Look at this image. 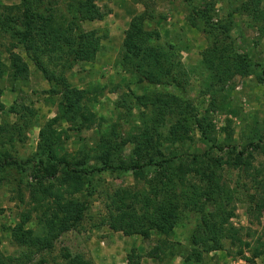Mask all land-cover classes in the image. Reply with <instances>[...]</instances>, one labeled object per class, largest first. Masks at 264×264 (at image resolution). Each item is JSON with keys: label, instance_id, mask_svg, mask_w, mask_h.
<instances>
[{"label": "trees", "instance_id": "obj_1", "mask_svg": "<svg viewBox=\"0 0 264 264\" xmlns=\"http://www.w3.org/2000/svg\"><path fill=\"white\" fill-rule=\"evenodd\" d=\"M49 1L20 0L17 6L21 11L22 27L15 34L36 68L52 84V92L60 94L61 100L57 114L40 128L37 150L31 158L19 160L3 146L29 123L0 124V184L18 179L14 171L34 180V184H30L33 205L27 212L21 213L20 221L10 228L11 236L26 250L18 256L4 255L0 250V264H27L33 261L36 254L50 252L62 233L82 221L85 204L76 195L91 185L100 173L132 172L136 177L144 178L147 170L153 172L147 179L151 196L143 201L141 213L136 210L132 186H120L106 194L104 220L111 230L125 235L139 234L143 238L150 237L152 231L166 236L173 233L185 211L191 210L198 217L189 237L186 261L200 262L204 253L218 249L221 239L228 238L237 243L239 254H243L244 247L250 249V257L246 260L253 264L256 257L264 254V221L262 232L255 238L249 241L241 238V228L229 221L234 210L230 208L231 191L223 176L226 167L239 172L252 169L260 173L263 170L252 165L247 158L251 154L245 155L253 147L252 143L240 149L236 144L226 146L217 141L216 125L211 114L228 107L227 96L222 93L224 83L236 74L247 75L250 69L248 56L239 52L232 41L234 10L228 12L226 19L217 21L199 12L210 38L209 45L201 52L204 71L202 92L209 97L203 112H198L188 100L170 91L154 89L141 94L133 93V104L128 109L131 110L133 105L140 110L138 124L134 128L122 133L112 126L99 133L91 153L83 149L78 155L68 157L59 152L62 131L55 125L65 119L81 129L84 125H92L96 117L89 107V90L72 85L65 71L78 60L95 58L102 35L95 29L82 30L79 21L93 19L96 15L100 17L101 14L94 5L95 0H65L72 13L71 19L65 21L56 16L55 8L51 12L47 6ZM60 1L52 0V3ZM141 1L144 9L131 17L124 31L119 63L132 74L136 83L167 85L183 92L188 84V72L172 45L153 42L156 31L148 27L153 12L147 0ZM236 9L249 14L255 22H262L260 30L263 31L264 9L260 0L243 1ZM13 19L0 15V25ZM190 21L195 25V18ZM8 58L11 78H27L29 67L26 60L14 51H9ZM5 73L6 66L0 59V78ZM259 80L264 82V77ZM1 95L0 88V108H3ZM24 110H27L22 113L24 117L26 113H32L28 108ZM9 111L16 113L14 106ZM169 117L173 120L164 133L160 127ZM195 130L203 144L201 151L187 154L168 146L192 141ZM227 134L230 137V132ZM166 142L169 144L164 146ZM128 144L131 148L125 155ZM214 150L221 154H214ZM93 191L88 194L92 195ZM250 197L254 198V211L259 217V213L264 212V196L259 199H255L254 195ZM33 211L37 219V227L34 228L26 225L32 219ZM163 243L162 246H153L148 255L159 257L167 246L165 241ZM139 257L132 249L127 254L128 264H140ZM34 264H46V260L41 257ZM60 264L96 263L78 252Z\"/></svg>", "mask_w": 264, "mask_h": 264}, {"label": "rangeland", "instance_id": "obj_2", "mask_svg": "<svg viewBox=\"0 0 264 264\" xmlns=\"http://www.w3.org/2000/svg\"><path fill=\"white\" fill-rule=\"evenodd\" d=\"M150 11L153 12L148 27L156 31L154 43L172 45L180 56L188 72V84L185 91L167 85L154 86L147 83H136L132 74L119 63L124 31L132 16L141 12L144 5L141 0H95L100 17L81 19L80 28L84 31L97 30L101 44L93 60H78L70 69L65 71L68 81L78 88L89 90L91 99L89 107L95 112V121L78 129L75 125L62 119L55 127L61 130L59 142L60 154L78 155L81 150L92 152L99 133L112 126L122 133L129 132L138 124L139 109L133 104V93L141 94L152 90L170 91L188 100L198 111L203 112L208 106L209 97L202 92L204 71L201 67V52L209 45L210 38L205 32V24L200 19V11L212 16L214 21L224 20L228 12L233 11V27L231 37L239 52L248 56L250 69L247 75L236 74L227 80L222 93L227 98L228 107L224 111H212L216 125L217 141L220 144H236L240 149L245 144L252 143L245 153L252 165L261 167L263 171L239 172L226 167L223 178L229 189L230 208L233 216L229 221L240 229L243 240H252L262 232L264 212L256 213V198L264 196V27L262 22H255L244 12L236 11L241 2L246 0H147ZM20 0H0V15L14 18L0 25V59L6 66V73L0 78L2 89L0 108V124L29 123L20 129V133L13 135L11 142L5 141L4 149L10 151L19 160L31 158L37 150L40 128L57 114L61 96L51 90L42 72L36 68L27 55L18 35L15 34L21 26V11L17 6ZM264 9V0H260ZM52 12L55 8L56 16L65 21L71 19L72 13L65 0L59 3L48 2ZM46 6V7H47ZM196 19L195 25L190 21ZM9 51L19 53L28 63L29 75L25 79H13L9 72ZM263 70V71H262ZM127 95H124V94ZM14 106L16 113L10 112ZM28 108L32 113L22 114ZM172 117L166 119L160 127L167 132ZM230 132V137L227 134ZM193 140L168 145L176 148V152L192 154L201 151L203 144L200 135L192 132ZM6 138H10L7 137ZM131 145L125 147L124 154L129 153ZM225 152V151H224ZM214 154L221 152L214 150ZM223 153V152H222ZM189 159V158H186ZM21 162V161H20ZM153 172L147 170L145 177H136L132 172L104 171L97 175L91 185L78 193L76 197L85 204V215L82 221L55 241L50 252L36 254L34 264L39 258H45L46 264H60L75 253H83L96 264H128L127 254L135 249L140 255V264H252L246 260L250 257V249L242 248L239 254L237 243L223 238L220 247L204 253L200 262L186 261L185 256L190 248L189 237L197 220V213L188 210L174 228L173 233L161 236L152 231L150 237L143 238L139 234L125 235L121 231L111 230L105 222L106 194L120 186H132L134 190V204L138 213L142 211L143 201L150 195L147 179ZM15 181H3L0 184V250L4 255L18 256L26 249L18 244L10 234V228L20 221L21 213L32 207L30 200V184L34 180L28 175L16 173ZM197 176V175H196ZM197 180V178H195ZM198 183V181H195ZM47 183V182H46ZM29 184V185H28ZM94 190L92 195L89 191ZM211 206V204L209 205ZM211 209V207H209ZM35 212L26 224L37 227ZM167 246L159 257L148 255L155 246ZM253 264H264V254L256 257Z\"/></svg>", "mask_w": 264, "mask_h": 264}]
</instances>
